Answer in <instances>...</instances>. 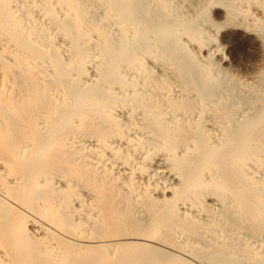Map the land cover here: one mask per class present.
<instances>
[{
  "label": "bare ground",
  "instance_id": "obj_1",
  "mask_svg": "<svg viewBox=\"0 0 264 264\" xmlns=\"http://www.w3.org/2000/svg\"><path fill=\"white\" fill-rule=\"evenodd\" d=\"M0 264H264V0H0Z\"/></svg>",
  "mask_w": 264,
  "mask_h": 264
},
{
  "label": "rangeland",
  "instance_id": "obj_2",
  "mask_svg": "<svg viewBox=\"0 0 264 264\" xmlns=\"http://www.w3.org/2000/svg\"><path fill=\"white\" fill-rule=\"evenodd\" d=\"M210 14L213 19L216 21H220L223 19V9L221 6L213 5L210 8ZM248 31H243L241 28L233 27V26H226L219 31V44L220 47L228 46L229 48V57L232 56L235 62L232 63L231 68L234 71L239 68L243 70L245 67L244 64H248L249 62H254L255 60V51L257 47L256 37L253 34H249ZM223 37V38H222ZM222 38V39H221ZM240 61V62H238ZM242 62V63H241ZM238 63L243 65H238ZM246 69V68H245ZM239 71V70H238ZM236 71L240 75H243L244 72ZM235 72V73H236Z\"/></svg>",
  "mask_w": 264,
  "mask_h": 264
}]
</instances>
